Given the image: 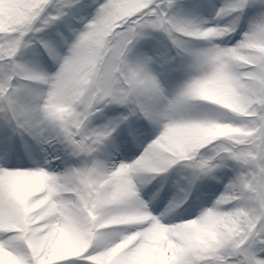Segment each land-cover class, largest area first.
Returning <instances> with one entry per match:
<instances>
[{
    "label": "snow or ice",
    "instance_id": "6c2138e0",
    "mask_svg": "<svg viewBox=\"0 0 264 264\" xmlns=\"http://www.w3.org/2000/svg\"><path fill=\"white\" fill-rule=\"evenodd\" d=\"M0 264H264V0H0Z\"/></svg>",
    "mask_w": 264,
    "mask_h": 264
}]
</instances>
